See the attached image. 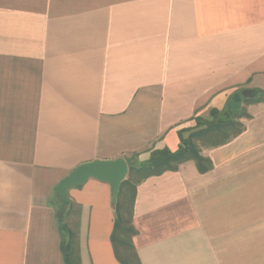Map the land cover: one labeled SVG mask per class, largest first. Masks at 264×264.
Segmentation results:
<instances>
[{
	"label": "crops",
	"instance_id": "obj_1",
	"mask_svg": "<svg viewBox=\"0 0 264 264\" xmlns=\"http://www.w3.org/2000/svg\"><path fill=\"white\" fill-rule=\"evenodd\" d=\"M264 92V0H0V264H64L54 188L76 167L153 149ZM242 98V97H241ZM244 131L136 187L141 264H264V100ZM127 164V162H126ZM80 206V264H119L111 189Z\"/></svg>",
	"mask_w": 264,
	"mask_h": 264
},
{
	"label": "trees",
	"instance_id": "obj_2",
	"mask_svg": "<svg viewBox=\"0 0 264 264\" xmlns=\"http://www.w3.org/2000/svg\"><path fill=\"white\" fill-rule=\"evenodd\" d=\"M257 100H264V97L241 98L238 103L230 98L223 109L210 111V119L195 117L193 127L178 130L179 145L174 152L163 147L151 150L148 159L137 165L126 161L127 174L119 185L116 202L113 204L114 220L110 234L112 251L119 264H141L132 241L136 235L132 224L136 187L148 177L176 171L188 161L194 163L198 173L210 170L212 163L203 155L202 150L217 148L239 136L244 131L241 120L249 118L241 104L249 105ZM66 199L65 207L60 209L58 206L56 210L60 252L64 264H80V206L68 199L67 191Z\"/></svg>",
	"mask_w": 264,
	"mask_h": 264
},
{
	"label": "water",
	"instance_id": "obj_3",
	"mask_svg": "<svg viewBox=\"0 0 264 264\" xmlns=\"http://www.w3.org/2000/svg\"><path fill=\"white\" fill-rule=\"evenodd\" d=\"M264 97V92L258 94L256 90H244L240 93H234L232 101L239 102L242 98ZM127 164L123 158H116L111 161L94 160L89 163L76 167L69 174L64 176L54 188L59 208L63 209L67 204L66 191L72 187L83 184L88 179H94L107 183L111 189V201L114 204L118 195L119 185L126 177Z\"/></svg>",
	"mask_w": 264,
	"mask_h": 264
},
{
	"label": "rangeland",
	"instance_id": "obj_4",
	"mask_svg": "<svg viewBox=\"0 0 264 264\" xmlns=\"http://www.w3.org/2000/svg\"><path fill=\"white\" fill-rule=\"evenodd\" d=\"M235 102V101H234ZM236 103H238V102H236ZM242 107H244V106H242ZM245 119H242L241 121L243 122Z\"/></svg>",
	"mask_w": 264,
	"mask_h": 264
}]
</instances>
